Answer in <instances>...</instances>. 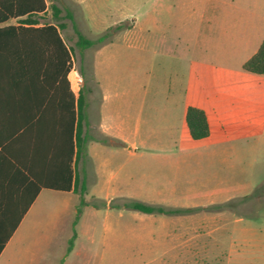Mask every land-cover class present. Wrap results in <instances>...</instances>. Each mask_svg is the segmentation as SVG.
<instances>
[{
	"label": "rangeland",
	"instance_id": "obj_1",
	"mask_svg": "<svg viewBox=\"0 0 264 264\" xmlns=\"http://www.w3.org/2000/svg\"><path fill=\"white\" fill-rule=\"evenodd\" d=\"M47 3L43 22L65 24L60 32L72 49V64L81 78L78 82L77 73L71 74L72 88L85 96L89 134L94 133L102 95L94 73V52L104 40L117 39L100 76L114 94L111 117L133 126L141 122L144 130L133 131L130 137L145 148L130 153L119 145L108 146L112 167L128 178L126 191L136 194L96 195L99 190L90 185L88 204L78 220L75 252L67 254L66 250L70 241L66 233L72 230L67 214L57 233L46 237L52 230L48 219L63 205L62 192L46 191V201L32 221L30 216L26 219L22 239L3 255L0 264H264V74L243 67L264 35V0ZM53 3L61 9L59 19L53 16ZM131 27L137 29L136 35H115ZM76 29L95 45L81 46ZM108 29L114 30L113 35ZM188 105L225 112L230 139L222 174L229 191L240 196L211 197L203 194L205 189L196 193L188 189L189 182L197 187L208 184L220 168L211 164L210 159H219L210 154L214 147H196L192 140L185 123ZM89 147L94 149L87 144L82 156L84 166L93 171L96 164ZM217 198H229L223 204L230 213L226 217H242L239 226L250 228L240 235L241 243L231 245L235 232L230 225L218 235V242L201 238L182 247L175 236L182 222L186 227L198 226L195 229L200 232L204 227L198 219L182 221L178 216L194 213L178 207ZM133 201L179 212L146 214L126 206Z\"/></svg>",
	"mask_w": 264,
	"mask_h": 264
},
{
	"label": "trees",
	"instance_id": "obj_2",
	"mask_svg": "<svg viewBox=\"0 0 264 264\" xmlns=\"http://www.w3.org/2000/svg\"><path fill=\"white\" fill-rule=\"evenodd\" d=\"M52 9L53 16L61 18L58 5L53 3ZM47 10V0H0V110L5 125L16 128L5 132V140L15 136L22 143L21 159H0V254L43 188L79 193L67 254L73 250L75 225L88 204L87 183L74 177L72 168L86 148L85 96L80 92L76 97L69 78L72 49L60 32L65 24L43 22ZM76 31L81 46L93 45ZM243 67L264 74V40ZM186 121L193 139L209 136L203 109L189 106ZM50 170L53 176L46 174ZM126 206L148 214L179 212L141 201Z\"/></svg>",
	"mask_w": 264,
	"mask_h": 264
},
{
	"label": "crops",
	"instance_id": "obj_3",
	"mask_svg": "<svg viewBox=\"0 0 264 264\" xmlns=\"http://www.w3.org/2000/svg\"><path fill=\"white\" fill-rule=\"evenodd\" d=\"M107 30V29H105ZM109 32L113 35V29H108ZM137 29L135 27L131 28H125L119 31L118 34L115 35H125L126 37H132L136 35ZM117 40V39H116ZM116 40H104L102 43L98 44V48H96L94 52V73L97 78V81L99 82V85L102 89V95L100 98V101L98 103L99 109H98V116L95 120V122L92 125V131L94 132L92 135L89 134V123L87 120V117L84 120L83 123V135L87 137V144L94 145V149L89 147V156L93 159V161L96 164V167H93L92 169L89 168V166H84L85 159L82 155H84V151L82 152V155L79 159H74L72 163V168L74 170V177L77 176L81 181L88 180L92 182H88L87 184V192L85 194V197L89 193L90 185H94V188L99 190L96 195H104V196H116V195H134L136 193L131 191H126L128 188L125 186L127 185L128 178L124 177L122 178L120 174H118V171L112 167V160L110 157L109 147L112 146H121L124 151H129L130 153H137L139 150L144 149V144H141L140 142L136 140H132L130 137L131 132H142L144 130L143 125L141 122H137L134 126L132 124H127V121H121L117 120L116 118L111 117V99L113 98L111 90H109V87L104 82V80L101 78L100 74L103 69V66L107 63V60L111 54V48L113 45H115ZM264 40V35L261 38V42L259 44L257 43L256 47L253 49L251 56H253L259 49L260 45L262 44ZM94 45H95V41ZM250 56V57H251ZM249 57V58H250ZM75 79V77H74ZM76 97L79 96L78 93H76ZM226 99V98H225ZM227 100V99H226ZM231 102V101H230ZM189 106L194 105H188L186 108V114ZM196 107H199L203 109L206 112L209 127H210V134L208 137L195 140L192 137V140L196 142V147H214V151L210 152L212 155H219V159H210L211 164L214 166L220 164V168L218 171L214 172V179L210 180L208 184H201L200 187H197L198 185H195L192 182H189V190L191 192H197V190L205 189L203 191V194L209 195L211 197H222V196H231V191H229L228 187V180L227 177L224 176L223 173V162L226 159H223V156L228 154V143H229V131H230V122L228 118L225 116V112H223V109H217V108H207L204 105H197ZM186 114H185V120H186ZM5 113L4 111L0 110V159H21L22 155V143L19 138H15V136H12L11 139L5 140V132L6 131H14L15 125H5L4 121ZM90 118V117H88ZM186 126L187 121H185ZM128 125V126H127ZM189 131V128H188ZM190 134V131H189ZM191 136V134H190ZM97 144V145H95ZM185 162H192L195 159H183ZM2 171V169H1ZM51 173V176H53L52 171H46L47 173ZM103 175L106 176V181L103 180ZM87 183V182H86ZM176 188V187H175ZM174 188V189H175ZM46 191L51 192H62L61 194V200L63 201V205L59 209L57 214H54L48 219V225L51 227V231L49 233H46V237L54 236L57 232L55 231L56 228H58L59 223L62 219H64V215L67 214V219L70 221L71 225V232L66 233V237H68V241L73 236V227H74V221L76 219L77 213H78V206H79V193L75 192L74 190L70 191H61V190H54V189H48L43 188L40 193L38 194L37 198L35 199L34 203L29 208L28 212L23 217L22 221L20 222L18 228L15 230L12 237L7 242L6 246L4 247L2 253L0 254V260L2 259L3 255L6 252L11 251L15 245L19 243L20 237L22 239V234H20L22 227L24 226L26 219L30 216V221H32V218H34L36 212L39 211L40 205L43 204L46 199L44 198ZM54 194V193H52ZM234 195V196H233ZM50 196V195H49ZM240 195L232 194V197H236ZM87 200V199H86ZM229 200V198H226L225 200L222 199H212L209 200L206 203H193V204H187L185 206H180L178 208L180 209H188L190 212L193 211L194 214L192 215H185V216H178L179 218H190L193 219L192 222H196L197 219L200 222L199 226L204 227V231H196L198 229L196 226H191L190 224L186 227L185 222H182V227L179 230H175V236L178 239V243L184 247L187 248L188 245H191L193 243H196L198 239L204 238L206 242L213 243L218 242V235L222 234L224 229L227 230V228L231 225L232 232H235V235L231 234L230 237V243L231 245L237 247V243H241V236L245 233V231H248L250 228H244L240 227L239 224L244 221L241 218H227L226 216L229 213V211L225 210L223 207H219V205H223ZM98 208H101L100 206H96ZM106 207V206H105ZM112 207H106L107 210L111 209ZM177 208V209H178ZM137 211V210H136ZM148 214V213H146ZM82 215V214H81ZM32 216V217H31ZM82 216H80L81 218ZM79 218V219H80ZM183 221V219H182ZM203 221V222H202ZM190 223V222H189ZM79 222L75 225V228L77 230V240L80 237V231H78ZM110 226V225H109ZM110 228V227H109ZM196 228V229H195ZM110 230V229H109ZM69 244H67L68 246ZM67 250V248H66ZM77 250V244L75 243V246L73 247L72 253Z\"/></svg>",
	"mask_w": 264,
	"mask_h": 264
},
{
	"label": "built area",
	"instance_id": "obj_4",
	"mask_svg": "<svg viewBox=\"0 0 264 264\" xmlns=\"http://www.w3.org/2000/svg\"><path fill=\"white\" fill-rule=\"evenodd\" d=\"M77 73L76 74V80L79 82V81H81V78L79 77V74H78V72L76 71V67L74 66V65H72V69H71V71H70V74H69V78H70V80H71V84H72V79H71V74L72 73ZM77 82V83H78Z\"/></svg>",
	"mask_w": 264,
	"mask_h": 264
}]
</instances>
